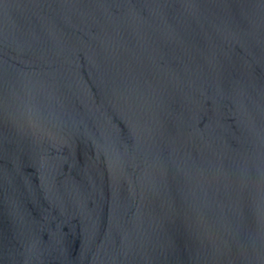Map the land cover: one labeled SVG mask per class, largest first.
<instances>
[{
	"label": "water",
	"instance_id": "water-1",
	"mask_svg": "<svg viewBox=\"0 0 264 264\" xmlns=\"http://www.w3.org/2000/svg\"><path fill=\"white\" fill-rule=\"evenodd\" d=\"M0 264H264V0H0Z\"/></svg>",
	"mask_w": 264,
	"mask_h": 264
}]
</instances>
